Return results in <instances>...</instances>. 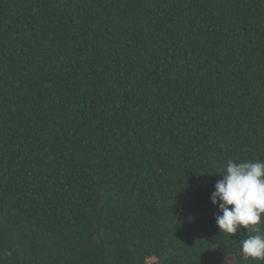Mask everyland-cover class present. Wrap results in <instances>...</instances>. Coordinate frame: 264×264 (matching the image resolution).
Here are the masks:
<instances>
[{
    "label": "trees",
    "instance_id": "1",
    "mask_svg": "<svg viewBox=\"0 0 264 264\" xmlns=\"http://www.w3.org/2000/svg\"><path fill=\"white\" fill-rule=\"evenodd\" d=\"M230 159L264 160V0H0V264H259Z\"/></svg>",
    "mask_w": 264,
    "mask_h": 264
},
{
    "label": "clouds",
    "instance_id": "2",
    "mask_svg": "<svg viewBox=\"0 0 264 264\" xmlns=\"http://www.w3.org/2000/svg\"><path fill=\"white\" fill-rule=\"evenodd\" d=\"M222 179L215 184L210 202L218 208L214 219L220 233L235 236L246 230L239 241L243 256L264 264V160H228ZM250 233V234H249Z\"/></svg>",
    "mask_w": 264,
    "mask_h": 264
},
{
    "label": "rangeland",
    "instance_id": "3",
    "mask_svg": "<svg viewBox=\"0 0 264 264\" xmlns=\"http://www.w3.org/2000/svg\"><path fill=\"white\" fill-rule=\"evenodd\" d=\"M151 263L153 262V260L150 261Z\"/></svg>",
    "mask_w": 264,
    "mask_h": 264
}]
</instances>
